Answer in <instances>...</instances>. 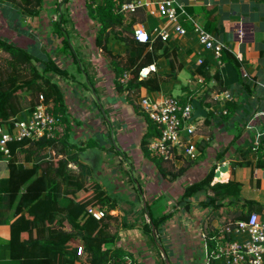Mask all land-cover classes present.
<instances>
[{
    "label": "trees",
    "instance_id": "trees-1",
    "mask_svg": "<svg viewBox=\"0 0 264 264\" xmlns=\"http://www.w3.org/2000/svg\"><path fill=\"white\" fill-rule=\"evenodd\" d=\"M132 1L135 0H121L122 3ZM0 2L5 8H8L4 10V17L14 15L15 20L23 14L32 17L39 16L45 4L44 0H0ZM62 3L68 2L63 0ZM94 3L86 7L89 18L99 27L95 35V46L102 51L107 64L115 73L116 91L118 93L128 92L130 104L134 106L137 114L145 117L148 123V130L141 141V150L146 157L155 161L161 175H164L165 178L168 175L173 176L174 179L179 178L194 166V161L184 160V162L186 161L185 166L173 173L162 167L164 164L173 166L172 163L151 158L149 145L156 137L160 136V132L141 105L136 102L142 89H146L149 94L159 92L162 82L174 77V70L165 78L154 71H150L146 77L140 75L142 70L154 65L159 58L160 51L166 55L169 51L166 43L161 39H157L153 43H141L136 39L134 27L139 23L138 16L142 9H138L127 21L123 15L114 12L113 0H104L96 5ZM194 10L204 15L206 31L213 33L217 30L218 6ZM7 20L11 22L9 19ZM140 20L143 21L142 16ZM64 21L61 16L53 24L55 34L61 39L64 54L70 52L69 55L74 60V64L81 68L78 56L75 55L70 45L68 32L63 28ZM188 22L189 24H184V26L188 31H192L194 26L191 23L193 22ZM112 34L114 39L120 40L128 47V50L120 56L114 55L110 49ZM0 47L8 54V58L4 60L5 68L3 70L0 68L2 77L0 78V125H12L14 121L18 120L20 114L25 111H33L37 105L34 96H37L38 100L42 95L47 104H52L51 113L57 117L61 116V120L67 126L65 137L59 141L46 138L39 141L24 139L9 144L11 157H13L9 162L11 176L8 180L0 183V209L9 210L8 223L11 226V240L6 245L9 259L4 264L73 263L78 259L77 252L81 246L88 254L90 264H104L113 260L122 262L125 257L130 258L131 264H138L134 260L131 250L123 249L120 246L113 247L118 241V233L113 234L107 230L110 221L114 219L111 212L117 210L116 201L102 189L98 182L94 180L86 182L87 167L79 164L78 154L72 155L70 152L72 147L69 143L71 115L66 106L63 91L50 77L52 74L61 77L67 76V70L57 65L51 58L35 54L18 44L3 40L2 37H0ZM223 57L224 53L222 59ZM123 59L126 60L124 64ZM168 59L171 64L169 56ZM210 69L208 62L203 61L201 65L196 66L192 75L201 76L207 85L220 86L222 89L220 88L219 93L223 92L224 88L221 85L219 73L211 75ZM127 73L131 75V78L127 84H122L120 79ZM206 84L198 85L192 91H188L187 96L179 98L183 102L198 98L203 105L211 107L212 102L207 103V101L211 99L212 90L210 88L204 90ZM28 97H31V101H28ZM211 117L210 114L205 119L206 124L211 123ZM238 138L239 136L235 137V142ZM93 145H96V142L80 148V151ZM197 146L204 157L208 147L207 143L201 142ZM49 148H59L58 153L63 157L56 162L50 160L42 163V153ZM253 149L258 154L255 164L245 159L241 149L238 150L239 157L234 158L233 160L236 161L232 162L234 170H249L250 189H248L247 183L236 178L228 182L213 184L217 170V166H215L205 178L185 189L181 202L202 194L206 198L203 208L212 207L216 215L220 213V210L228 208L229 211L235 209L232 218L227 216L228 220H246L252 213H256L264 221L262 181L253 178L255 168L264 170V139L260 143L250 146L247 152ZM19 152L26 153L27 160H31V156L34 157L31 168H25L14 159V156ZM2 157L3 154L0 152V159ZM228 159L224 154L217 157L221 163ZM72 163L79 165V173L73 170ZM234 170L233 176L235 175ZM88 184L94 185L92 190ZM93 193L95 196L89 199ZM187 204L190 205V201H187ZM91 208L103 211L104 218L95 219L89 213ZM148 209L149 207H147ZM147 215L151 219V223L146 226L147 233L153 228L157 230L172 217L171 214H168L155 219L151 212H148ZM67 226L70 230H67ZM210 243L212 244V242L209 241V246ZM210 264H216V262L212 261Z\"/></svg>",
    "mask_w": 264,
    "mask_h": 264
},
{
    "label": "crops",
    "instance_id": "crops-1",
    "mask_svg": "<svg viewBox=\"0 0 264 264\" xmlns=\"http://www.w3.org/2000/svg\"><path fill=\"white\" fill-rule=\"evenodd\" d=\"M147 1L150 2L151 5L150 7L142 8V15L140 14L138 16L139 23L137 25H141L142 28L148 32H151L157 27H166L167 22L165 19L151 14V11L157 10V1ZM178 1L183 4L189 17L202 27H204L205 23L204 15L194 9L218 6L219 12L216 19L217 30L212 34L223 42L226 47L222 62L220 64V61L215 58L211 51L200 45L198 37L193 31H188V35L183 38L173 37L166 43L167 50H169L166 55L163 51H160L158 53L159 58L157 61L153 66L147 68L146 70L149 72L145 71L144 74L148 75L150 71H154L161 77L165 78L174 70V77L162 82L161 90L159 92L149 94L146 89H142L139 92V99H137L136 102L140 104V99L142 97L159 99L162 96H171L173 95V92H176L179 97L187 96L188 91H192V89L200 85L198 82L199 76L192 75V72L195 70L196 66H198L197 63L199 59L208 62L211 68V75L219 73V77L222 81L221 85L224 88L223 92L230 93L234 98V101L224 104V102L213 100L215 95L220 94L219 90L221 87L215 86V82H213L215 85H207L204 83L206 84L204 90L207 88L212 90L211 99L207 101V103L212 102V106L207 107V105L200 103L208 112V117L211 114V123L206 124V118H200L197 119V125L200 126V137L198 138V141L199 143L206 142L208 147L205 151L204 157H202L201 154V157L198 158L199 161H194V166L187 170L183 176L174 179L173 176L168 175V182L167 185H165L166 189L164 191L168 192L167 195L171 198H178L181 201L185 189L187 188L186 184L190 186L201 181L207 176L209 170L215 166H217L216 171L222 167H227V171L221 173L220 180L215 176L216 181H214V184L217 182H228L229 180L236 178L247 183L249 186L247 187L250 189L251 180L249 178V170H234L233 167L231 168V165L232 162L236 161L233 159L239 157V149L244 153L246 160H249L254 164L258 160V154L255 149L249 152H247V150L253 144L258 143L256 133L264 130V2L263 0ZM4 8L3 3L0 2V21L7 25L3 15ZM189 11H191L190 14ZM141 16L143 20L142 22L140 20ZM29 18L33 19V17ZM183 24L186 25L189 24V22H183ZM168 29L170 31L172 30L170 26ZM10 33L13 32L10 31ZM95 35L88 39L89 44H85L84 41L78 42V40L70 35V45L75 55L78 56L81 68H78L74 64V60L69 55L70 52L64 54L63 44L60 42L61 44L58 45L59 50L57 51L58 54L55 62L58 63L60 67L65 68L68 75L63 77L56 76L57 78L54 79V81L63 91L66 106L71 115L69 143L72 147L70 148V152H72V154H78L79 164H83L87 167L86 173L84 171L85 175H87L85 177L86 182H90V180L94 178V180L96 179L95 181L98 182L105 191L104 180L106 178L104 174L106 175L107 170L105 171V169L108 168V160H110L108 150L112 145L111 138L114 136L112 133L114 131H123V137H118V140L122 141L124 145L127 144L126 140L128 139L133 141V143L130 142L131 144L135 143L134 149L135 147H137V149L135 151L133 150L134 152L130 155L132 157H130V159L134 163L141 165L142 172L149 174L151 172L148 177H152L155 180L153 186L156 185L157 187L160 179L159 174H161L159 168L154 164V161L149 157H146L141 150L142 138L148 130L147 120L143 115L136 113L134 106H132L128 100V93H118L116 91L114 85L115 73L107 64L102 51L95 46ZM0 37H2V34H0ZM9 41L18 44L35 54H37V50L40 51V47L36 42L25 36L22 38L17 37L15 40L10 39ZM110 49L114 55L120 56L128 50V47L125 46V44L112 43ZM83 52H86L87 54H84ZM60 53H62L63 57L71 59L72 62L65 61L66 63H59V58H61L59 55ZM80 55H83L82 60ZM41 56L46 57V54L41 52ZM168 56L171 58V64L169 63ZM47 57H49L48 54ZM125 61L126 60L123 59V64ZM73 67L76 70H73ZM62 83H64V85L65 83L67 84L65 87H67L68 90L65 91L63 89ZM199 96L201 97L202 95ZM28 98L31 99V97ZM225 108L228 110L226 115L222 114ZM29 114V111H25L18 116V119H23ZM114 117H117L118 119L114 121ZM128 128H130L129 133L126 131ZM236 136H239L237 142H235ZM92 142H96V145L81 150L80 153L78 152L80 148H84L88 144H92ZM113 148H115V146ZM58 150L59 148L51 150L47 149L44 151L42 153V163L50 160L56 162L57 157L62 158L63 156L58 153ZM52 152L54 155H52ZM119 153L120 150L116 151V154ZM223 154L225 155V158L229 159L221 163L217 160V157ZM26 157V153L19 152L14 156V159L25 168H31L33 166L32 161L34 160V157L31 156V160H27ZM12 158L13 157L7 160L3 156L0 159V183L8 180L11 176L9 162ZM185 162L177 161L173 166L164 164L162 167L175 173L185 166ZM71 166L73 170L75 168L74 166H76L77 170L74 171L78 173L80 172V167L77 163H72ZM233 170L235 171L234 176ZM258 172L262 171L255 168L253 178L262 181V189L264 190V176L263 179H260V177L257 178L256 175ZM108 175H110V177L107 178V181L112 180L111 177H115V175L112 174ZM225 176H227V178H225ZM110 196L115 199L113 194ZM154 197L165 199L158 194ZM205 199V195L201 194L186 200V203L187 201H190V205H187L189 206V211L186 210L185 214L187 217H185V219L180 221L173 220L171 221V225L169 222L172 218L171 217L159 227L158 230L155 228L153 229L154 232H162L163 227H167L166 232H171L170 235L174 239L173 242L171 241L169 252L166 250H161V252L166 258L168 257V259H171L172 264H177L176 260H179L180 264L185 261V264L195 263L196 260L189 255V251L192 248H196V246H200L201 248V258H198V262L195 264H201L203 254H206V247L205 243L202 245V233L200 232L202 225H200V222L210 220L211 223H208L209 226L211 225V230L213 227L223 224H218L217 222L226 219V214L221 212V210L217 215L214 212L211 217V209L203 208V202ZM9 214V210L0 209V264L6 263L9 259L8 248L6 246L11 240V226L10 223H8ZM179 214L181 215V213ZM146 216L147 219H145V217L143 218L144 228L145 225L151 223L150 217L148 215ZM153 216L155 219H158L162 217V214L159 215L154 212ZM229 218H232V216ZM188 224H191V226H188L189 228L186 226ZM128 231L131 230H127V232ZM120 238L122 237H118V239ZM127 239L128 241H126L124 246L120 245L123 249L132 250L133 245L138 247L142 246L144 243L140 242L142 240L137 241L134 239V242L129 238ZM129 241L130 243H128ZM131 243H133V245ZM143 247L146 248L148 246L145 245ZM139 251L137 248L135 253L133 252L134 260L138 262V264H144L145 262L143 261L146 259V252H144L145 254H142L141 252V255H138V253H140ZM169 253L171 255H168ZM168 259H166V261Z\"/></svg>",
    "mask_w": 264,
    "mask_h": 264
},
{
    "label": "built area",
    "instance_id": "built-area-1",
    "mask_svg": "<svg viewBox=\"0 0 264 264\" xmlns=\"http://www.w3.org/2000/svg\"><path fill=\"white\" fill-rule=\"evenodd\" d=\"M158 7L156 11H151L152 15H157L166 20L167 26L157 27L151 32L146 31L141 25H135L134 32L136 39L141 43L154 42L157 39L167 43L173 37H185L188 30L183 22H193V33L198 37L200 45L211 51L215 58L222 62L223 53L226 47L212 33L188 16L183 4L178 0H156ZM115 4L114 12L127 18L136 13L138 9L150 7L147 0H135L129 3H122L121 0H113ZM171 27V31L168 29ZM2 48L0 47V54ZM1 58V56H0ZM203 63L199 59L198 65ZM146 69L140 73L145 77ZM149 72V71H148ZM131 75L125 74L121 79L122 84H127ZM198 82L204 84V79L199 76ZM225 104L233 102L234 98L228 92L215 95L214 99ZM141 107L149 118L156 124L160 136L156 137L149 145L150 156L153 159L163 160L175 164L177 161H196L201 152L198 149V138L200 137L197 120H193L194 108L191 99L183 102L181 98L174 96H162L159 99L144 97ZM45 98L40 95L37 105L30 114L22 120H16L12 125H0V152L5 159L11 158L9 144L24 139L39 141L43 138L49 140H61L64 135H60V127L63 126L61 116H54ZM228 110L225 108L223 114ZM257 140L260 143L264 139V130L257 132ZM257 143V144H258ZM256 177L263 179L264 170H260ZM216 181V179H214ZM213 181V184H214ZM89 213L97 220L104 218V212L91 208ZM209 237L205 240L206 259L208 264L212 261L220 264H264V221L256 213H252L246 220L231 221L213 227L209 231ZM248 235L243 243L233 241L235 236ZM209 241L210 243L209 246ZM84 248H78V259L82 256ZM86 253V252H85ZM89 258V256H88ZM75 260L73 264H82ZM89 261V260H88ZM90 263V261H89ZM130 258L125 257L122 262L110 261L104 264H131ZM87 264V262L85 263Z\"/></svg>",
    "mask_w": 264,
    "mask_h": 264
},
{
    "label": "rangeland",
    "instance_id": "rangeland-1",
    "mask_svg": "<svg viewBox=\"0 0 264 264\" xmlns=\"http://www.w3.org/2000/svg\"><path fill=\"white\" fill-rule=\"evenodd\" d=\"M103 1L104 0H67L68 3H62L63 0H44L45 2L44 9L37 18L33 17V19H31L29 17H32V16L23 14V15H19V17L15 20L16 17L14 15L10 16L12 19L10 17L6 18L5 16L4 19L7 25L3 24L2 21H0V34H2V39L5 41L6 40L9 41L10 39L15 40V38L17 39V37L22 38L23 36H25L26 38H29L33 40L34 42H36V44L40 47L39 48L40 51L39 50L36 51L37 54L39 53V55H41V52H43L44 54H46V56L48 54V56L54 59L53 61H55L57 58V54H58L57 51L59 50L58 45L61 44L62 42H61L60 37L57 34H55V31H54L55 28L53 24L58 20V18H61V16H63L65 20L63 22V28H65L66 31L68 32L69 38H70V35H72V37L78 40V42L84 41L85 44H89L88 39H90L91 36H94L97 33V31L99 30V27L94 21H92L89 18L88 9L86 6L91 5L94 2H95L94 5H96L97 3L98 4L102 3ZM7 9L8 8H4V10H7ZM130 17L131 15L127 17V21L130 20ZM7 19H9L11 22H9ZM10 31L13 33H10ZM112 43L124 44L120 40L114 39L113 34L111 35V44ZM84 54H87V53L85 52ZM59 55L61 57L59 58V61H58L59 63L62 64L65 61L72 62L71 59L63 57L62 53H60ZM0 56H1L0 67L1 69L2 68L4 69L5 68L4 60H6L5 56L7 58L8 54L2 50ZM80 56L82 60L83 55H80ZM73 70H76V69L73 67ZM56 76L57 75L52 74L50 77L54 81V79L57 78ZM0 78H2L1 73H0ZM66 85H67L66 83L65 85L64 83H62L63 89L65 91L68 90V88L65 87ZM177 95L178 94L176 92H173L172 96L179 98V96ZM34 98H35V101L37 102V96H34ZM134 98L137 99L136 96H134ZM143 99L144 97L140 99L141 102ZM28 101H31V99L28 98ZM117 119H118L117 117L113 118L114 121H116ZM18 120H22V119H18ZM66 130H67V126L65 125L61 126L59 130L60 135L61 134L64 135ZM126 131L129 133L130 128H128V130ZM122 132L114 131L112 133L117 139L114 136H112L111 138L112 145H111V148L108 150L110 154L109 155L110 160H108V168L105 169V171L107 170L106 175L104 174L106 178L104 180L105 192L110 195L113 194L115 199L118 201L117 203V201L113 198L116 201L118 209L111 212L112 216H114V219L110 221V225L107 230L113 234L118 233V237H122L118 239L117 243L114 244L113 247L120 246V245L124 246V244H126V241H128L127 238L133 241L134 239L137 241L142 240L140 241V242H144L142 246L136 247V245H133V243H131L133 245L131 252L135 253L137 248H138V251L140 250L139 251L140 253H138V255H141V252L142 254H145L144 252H146L145 254L146 259L143 261L145 262L144 264H166V259H168V257L166 258V256L161 252V250H166L167 252H169L171 241L173 242L174 238H172V236L170 235L171 234L170 231L168 233L166 232L167 227H163L162 232L160 231L154 232L153 231L154 228H153L147 233L146 231L147 225H145V228L143 227L144 225L143 218L145 217V219H147L146 215L148 212H151L152 215H154V212H156L159 215L162 214V216L171 214L172 218L169 222L172 225L171 221L173 220L180 221L182 219H185V217H187L185 212L187 210L188 204L185 201L181 202L182 200L180 201V199L178 198L174 199V198H171L169 195H167L168 192L164 190L166 189L165 185H167L168 181L164 175L159 174L160 179H159L158 186L157 187L156 185L153 186V184L155 183V180L152 177H148V175H150L151 172L150 174L142 172L141 165L138 163L137 164L134 163L130 159L131 157L130 155L133 154V152L137 149V147H135L134 149L135 143L131 144L133 143V141L128 139L126 140L127 144L124 145L122 141L118 140V137H123ZM113 137L115 140L113 139ZM113 145L115 146V148H113L114 147ZM48 150H51V149H48ZM118 150H120V153L116 154V151ZM78 152L80 153V150H78ZM52 155H54L53 152H52ZM59 159H61V157L60 158L57 157L56 161H58ZM154 164L156 165L155 161H154ZM74 167H75L74 170H77V167L76 166ZM232 167L233 166L231 165V168ZM108 174L115 175V177L113 176L111 177L112 180L107 181L108 180L107 178L110 177V175ZM217 179L220 180V178H217ZM91 180H94V178H92ZM186 185H187L186 187H188V184ZM88 186L90 190H92L94 185L88 184ZM156 194H158L161 197H164L166 200L160 197L159 198L154 197ZM94 196L95 194L93 193L89 199H92ZM147 207H149L148 210H147ZM210 209H211L210 213L212 217L215 210H213L212 207ZM234 211L235 209H232V211H229L228 208H226L225 210L223 209L221 210V212H224L226 214L225 218H227V216L228 217L233 216ZM179 213H181V215ZM208 222L211 223L210 220L200 222V225H202V227L200 226L201 227L200 232L202 233V245L205 243V240L209 237L208 233L211 228V225L209 226ZM227 222H231V220L223 219L222 221L217 222V223L220 224V223H227ZM186 226L187 227L191 226V224H188ZM67 230H70L68 226H67ZM127 230H131V231L127 232ZM245 239H249V236L248 235L235 236L233 238V241H238L240 243H243ZM128 243H130V241ZM145 245L148 247L146 248L143 247ZM192 250H193V255H192ZM168 255H171V254L169 253ZM189 255L194 257L196 262H198L197 259L201 258L200 246H196V248H192L189 251ZM88 260H89L88 254L85 252H83L82 256L78 259L79 263H82V264H85L86 262L87 264H90ZM168 260L170 264H172L171 259H168ZM176 262L177 264H180L179 260L178 261L176 260ZM73 263H75V261ZM73 263H67V264H73ZM181 263L185 264L186 261L181 262ZM201 264H208L206 256L204 254H203Z\"/></svg>",
    "mask_w": 264,
    "mask_h": 264
},
{
    "label": "water",
    "instance_id": "water-1",
    "mask_svg": "<svg viewBox=\"0 0 264 264\" xmlns=\"http://www.w3.org/2000/svg\"><path fill=\"white\" fill-rule=\"evenodd\" d=\"M192 105L194 108V116L193 120H197L200 118H207L208 117V112L202 107V104L200 103V100L194 99L192 100ZM227 167H222L218 171H216V178L221 177L222 172H226ZM187 211H189V206L187 207ZM166 264H170L169 260L166 261Z\"/></svg>",
    "mask_w": 264,
    "mask_h": 264
},
{
    "label": "bare ground",
    "instance_id": "bare-ground-1",
    "mask_svg": "<svg viewBox=\"0 0 264 264\" xmlns=\"http://www.w3.org/2000/svg\"><path fill=\"white\" fill-rule=\"evenodd\" d=\"M146 14V13H145ZM38 17V16H37ZM193 24V23H192ZM193 26V25H192ZM63 37V36H62ZM152 47V46H151ZM225 178H227V176H225Z\"/></svg>",
    "mask_w": 264,
    "mask_h": 264
}]
</instances>
